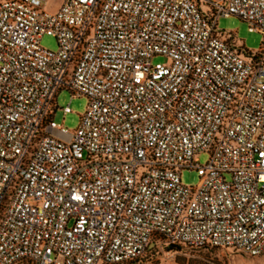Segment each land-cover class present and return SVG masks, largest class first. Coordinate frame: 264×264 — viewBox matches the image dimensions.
Returning <instances> with one entry per match:
<instances>
[{"label":"built area","instance_id":"2783aa9c","mask_svg":"<svg viewBox=\"0 0 264 264\" xmlns=\"http://www.w3.org/2000/svg\"><path fill=\"white\" fill-rule=\"evenodd\" d=\"M47 1L0 0V264L264 255V0ZM232 16L263 36L252 56ZM65 91L88 100L74 131Z\"/></svg>","mask_w":264,"mask_h":264},{"label":"rangeland","instance_id":"374dc122","mask_svg":"<svg viewBox=\"0 0 264 264\" xmlns=\"http://www.w3.org/2000/svg\"><path fill=\"white\" fill-rule=\"evenodd\" d=\"M63 0H48L46 11L55 13L58 11ZM209 2H221L223 0H207ZM206 10V7H202ZM218 29L225 36L231 35L237 46H242L249 51H258L263 45V36L257 32H250L248 23L236 16L222 17L218 21ZM41 47L52 52L58 51V43L53 36H44ZM165 59L157 57L155 63H164ZM57 110L55 123L64 128L74 131L79 125L80 117L84 114L88 105L86 97L71 99L68 91L62 92L57 98ZM70 107L72 113L65 114L63 109ZM209 160L208 154L199 157L200 165H205ZM200 177L195 170H185L182 174V183L185 186H197ZM149 264H264V255L258 258L244 256L234 250L226 249H195L182 247L181 249H164L157 251Z\"/></svg>","mask_w":264,"mask_h":264},{"label":"trees","instance_id":"16d2710c","mask_svg":"<svg viewBox=\"0 0 264 264\" xmlns=\"http://www.w3.org/2000/svg\"><path fill=\"white\" fill-rule=\"evenodd\" d=\"M221 34H222V33H221ZM226 38L228 39V42H229L232 46L237 47L238 49H243V47H240V46H237V45H236V43L233 41V38H232L231 35H228ZM245 53H246V55H248V56H252V51L247 50V51H245ZM182 247H187V246H181V245H169V246L166 247V249H170V248H171V249H174V248H176V249H181ZM188 248H190V247H188ZM210 249H211V248H210ZM212 249H215V248H212ZM157 251H159V250L153 248V249L149 250V251L145 254V256H144L143 258H141V259L138 260L137 262H134V263H131V264H149L150 261L152 260V257H155V255L157 254Z\"/></svg>","mask_w":264,"mask_h":264}]
</instances>
